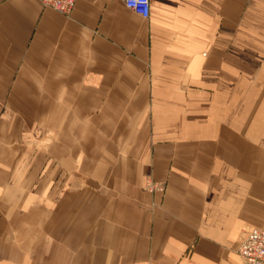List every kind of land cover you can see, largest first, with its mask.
<instances>
[{"label":"crops","instance_id":"0c3cea01","mask_svg":"<svg viewBox=\"0 0 264 264\" xmlns=\"http://www.w3.org/2000/svg\"><path fill=\"white\" fill-rule=\"evenodd\" d=\"M226 11L0 0V264H246L242 232L264 225V0Z\"/></svg>","mask_w":264,"mask_h":264},{"label":"built area","instance_id":"2783aa9c","mask_svg":"<svg viewBox=\"0 0 264 264\" xmlns=\"http://www.w3.org/2000/svg\"><path fill=\"white\" fill-rule=\"evenodd\" d=\"M43 5L69 15L77 0H40ZM124 5L144 19L151 16L152 0H121ZM143 189L149 193H164L166 183L156 180L148 173L144 180ZM238 252L246 264H264V225L246 227L241 235Z\"/></svg>","mask_w":264,"mask_h":264},{"label":"rangeland","instance_id":"374dc122","mask_svg":"<svg viewBox=\"0 0 264 264\" xmlns=\"http://www.w3.org/2000/svg\"><path fill=\"white\" fill-rule=\"evenodd\" d=\"M226 1H227L226 17H227V20H228V19H232L231 14H230L228 11H230V9H232V6H234L235 0H226ZM228 9H229V10H228ZM244 12H245V11H244ZM243 18H244V13L241 12V15H239L238 20H239V19L241 20V19H243ZM222 20H223V18H222ZM228 25H229L228 22H226V27H225V28L221 25V30H226V31H227V34H228V32L231 31V28H229ZM215 32H217V29H216ZM259 103H260V101H259ZM259 109H260V108H259ZM260 111L263 113L264 108L261 109V110H259V113H260ZM44 132H46V134H49V133H50V135H52V136H51L52 140L57 141V139H56V137H57V136H56V131L45 129ZM147 174H148V173H147ZM147 174H146V175H147ZM150 174H151V173H150ZM146 175H145V177H146Z\"/></svg>","mask_w":264,"mask_h":264}]
</instances>
